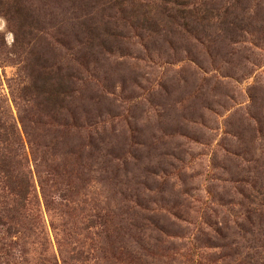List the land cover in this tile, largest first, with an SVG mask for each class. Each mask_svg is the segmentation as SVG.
I'll list each match as a JSON object with an SVG mask.
<instances>
[{
	"label": "rangeland",
	"instance_id": "1",
	"mask_svg": "<svg viewBox=\"0 0 264 264\" xmlns=\"http://www.w3.org/2000/svg\"><path fill=\"white\" fill-rule=\"evenodd\" d=\"M199 1L0 0L32 264H264V0Z\"/></svg>",
	"mask_w": 264,
	"mask_h": 264
},
{
	"label": "trees",
	"instance_id": "2",
	"mask_svg": "<svg viewBox=\"0 0 264 264\" xmlns=\"http://www.w3.org/2000/svg\"><path fill=\"white\" fill-rule=\"evenodd\" d=\"M164 1L170 2L171 0ZM172 3L181 7L177 9L181 18H190L199 21L200 24L203 21H209L215 15L204 2L199 0H173ZM0 105V227L5 228L6 233L11 237L20 233V237L16 239L0 238V264L3 263L1 259L4 257L11 261L16 258L19 264H32V260L28 258L29 250L19 247L24 238L22 228H27V210L38 196V192L30 170L20 169L23 159H21V146L16 144L18 141L16 125L12 120H7L8 116L4 118L6 112L2 111V104ZM40 185L47 208L55 204H63L62 200L69 199L66 188H60L58 192L47 190L45 186L48 185V180L45 178H40ZM245 203L248 213L246 217L251 223L255 214L260 218L263 216L264 194L262 192L245 193ZM247 232L255 234L254 230L249 229ZM63 261L67 264V259Z\"/></svg>",
	"mask_w": 264,
	"mask_h": 264
}]
</instances>
